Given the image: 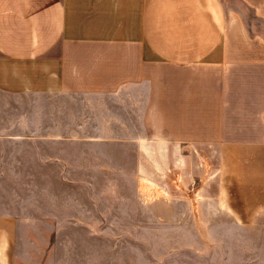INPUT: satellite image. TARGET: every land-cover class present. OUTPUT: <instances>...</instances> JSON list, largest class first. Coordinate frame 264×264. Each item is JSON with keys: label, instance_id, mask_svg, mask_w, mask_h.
I'll return each mask as SVG.
<instances>
[{"label": "crops", "instance_id": "crops-1", "mask_svg": "<svg viewBox=\"0 0 264 264\" xmlns=\"http://www.w3.org/2000/svg\"><path fill=\"white\" fill-rule=\"evenodd\" d=\"M131 90L145 140L216 149L226 264H264V0H0V107ZM41 225L0 211V264H58Z\"/></svg>", "mask_w": 264, "mask_h": 264}, {"label": "rangeland", "instance_id": "rangeland-1", "mask_svg": "<svg viewBox=\"0 0 264 264\" xmlns=\"http://www.w3.org/2000/svg\"><path fill=\"white\" fill-rule=\"evenodd\" d=\"M137 92L0 107V211L51 220L58 264H226L242 229L211 189L216 149L145 140Z\"/></svg>", "mask_w": 264, "mask_h": 264}]
</instances>
